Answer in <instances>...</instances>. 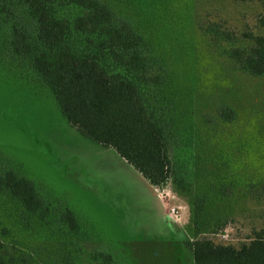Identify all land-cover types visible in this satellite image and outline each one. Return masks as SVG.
Instances as JSON below:
<instances>
[{
	"label": "rangeland",
	"instance_id": "rangeland-1",
	"mask_svg": "<svg viewBox=\"0 0 264 264\" xmlns=\"http://www.w3.org/2000/svg\"><path fill=\"white\" fill-rule=\"evenodd\" d=\"M104 1L147 29L169 70L168 87L180 93L182 106L185 92L192 93L193 102L183 107L190 108L203 131L209 118L219 120V107L230 105L246 124L247 146L241 145L240 152L235 142L239 137L231 139L241 121L221 122L212 128L225 142L211 149L218 146L225 155L218 159L227 165L214 166L197 178L191 163L180 160L176 171L177 177H185L182 185L172 178L164 186H152L112 147L90 140L71 125L49 86L0 51V163L33 181L53 209L47 227L35 219L15 226L18 206L2 195L0 224L15 236V245H7V259L100 264L93 257L101 246L95 237L107 243L122 264H193L183 241L194 238L196 227L202 236L236 246L247 241L254 228L264 231V75L239 70L224 51L248 45L245 33H264L258 21L264 0ZM226 33L234 39H227ZM197 138L202 143L203 133ZM194 152L196 160L209 158L197 147ZM182 153L177 150L181 159ZM201 166H196L197 173ZM198 184L209 198L196 223ZM62 205L76 213V231L56 223ZM173 206L179 209L178 221L168 216ZM223 223L224 229L214 233Z\"/></svg>",
	"mask_w": 264,
	"mask_h": 264
},
{
	"label": "trees",
	"instance_id": "trees-1",
	"mask_svg": "<svg viewBox=\"0 0 264 264\" xmlns=\"http://www.w3.org/2000/svg\"><path fill=\"white\" fill-rule=\"evenodd\" d=\"M258 21L264 27V15ZM225 37L234 39L231 33ZM244 37L248 45L224 51L239 70L263 76L264 33H245ZM0 51L32 69L49 86L71 125L90 140L112 147L152 186H164L172 178L182 185L185 177H177L176 171L180 160L191 163L197 178L214 166L227 165L224 158L218 159L225 156L217 151L218 146L216 151L211 149L225 142L223 134L212 128L221 122L233 125L241 121L231 139L239 137L234 141H239L240 152L241 145L247 146L243 141L246 124L230 105L219 107V120L209 118L203 131L200 120L196 123L190 108L183 107L193 102L192 93L185 92L182 106L180 93L176 95L168 87L169 70L155 52L147 29L104 0H0ZM200 132L202 143L197 138ZM195 147L208 154V160L197 161ZM177 150L184 153L183 159ZM200 186L194 200L196 223L209 198ZM2 195L18 206L15 226L27 219L38 220L43 226L52 224L53 209L35 183L0 163V203ZM57 209H61L58 226L76 231V213L67 205ZM225 226L223 223L213 232ZM195 230L193 239L183 241L193 264H264L263 230L254 228L248 240L238 246L216 242L202 236L199 228ZM14 238L9 228L0 224V264H26L24 259L13 262L6 257L10 254L7 245H15ZM94 239L101 244L93 252L100 264H122L107 243Z\"/></svg>",
	"mask_w": 264,
	"mask_h": 264
},
{
	"label": "built area",
	"instance_id": "built-area-1",
	"mask_svg": "<svg viewBox=\"0 0 264 264\" xmlns=\"http://www.w3.org/2000/svg\"><path fill=\"white\" fill-rule=\"evenodd\" d=\"M168 216H169V218H171V220L178 221L180 218V213H179L178 207H175V206L171 207L169 212H168Z\"/></svg>",
	"mask_w": 264,
	"mask_h": 264
},
{
	"label": "flooded vegetation",
	"instance_id": "flooded-vegetation-1",
	"mask_svg": "<svg viewBox=\"0 0 264 264\" xmlns=\"http://www.w3.org/2000/svg\"><path fill=\"white\" fill-rule=\"evenodd\" d=\"M152 194H153V196H155V197L158 198V196L156 195L157 193H155V192L153 191ZM159 203H160V202H159Z\"/></svg>",
	"mask_w": 264,
	"mask_h": 264
},
{
	"label": "crops",
	"instance_id": "crops-1",
	"mask_svg": "<svg viewBox=\"0 0 264 264\" xmlns=\"http://www.w3.org/2000/svg\"><path fill=\"white\" fill-rule=\"evenodd\" d=\"M161 205V204H160Z\"/></svg>",
	"mask_w": 264,
	"mask_h": 264
}]
</instances>
